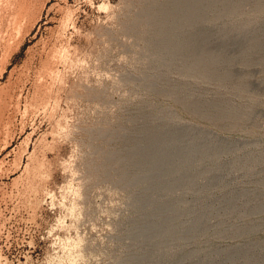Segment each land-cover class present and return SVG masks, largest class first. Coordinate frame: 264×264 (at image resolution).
<instances>
[{
	"label": "rangeland",
	"instance_id": "rangeland-1",
	"mask_svg": "<svg viewBox=\"0 0 264 264\" xmlns=\"http://www.w3.org/2000/svg\"><path fill=\"white\" fill-rule=\"evenodd\" d=\"M177 3L0 0V264H264V0Z\"/></svg>",
	"mask_w": 264,
	"mask_h": 264
},
{
	"label": "bare ground",
	"instance_id": "bare-ground-1",
	"mask_svg": "<svg viewBox=\"0 0 264 264\" xmlns=\"http://www.w3.org/2000/svg\"><path fill=\"white\" fill-rule=\"evenodd\" d=\"M172 1V0H171ZM178 3L175 5L176 9H174L175 11L173 12H177V9L179 8L178 5H180V3H182V5H185V7L189 8L196 0H176ZM25 8V7H24ZM170 10V9H169ZM3 12V11H2ZM167 15L169 14V12H166ZM158 148V147H157ZM158 150V149H157ZM159 151V150H158ZM160 152V151H159ZM156 155V154H155Z\"/></svg>",
	"mask_w": 264,
	"mask_h": 264
},
{
	"label": "water",
	"instance_id": "water-1",
	"mask_svg": "<svg viewBox=\"0 0 264 264\" xmlns=\"http://www.w3.org/2000/svg\"><path fill=\"white\" fill-rule=\"evenodd\" d=\"M169 11H170V13H173V11H175V10H173V9L171 10V9H170Z\"/></svg>",
	"mask_w": 264,
	"mask_h": 264
}]
</instances>
